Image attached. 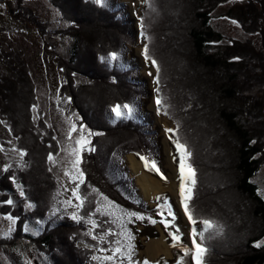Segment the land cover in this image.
<instances>
[{
  "label": "trees",
  "instance_id": "16d2710c",
  "mask_svg": "<svg viewBox=\"0 0 264 264\" xmlns=\"http://www.w3.org/2000/svg\"><path fill=\"white\" fill-rule=\"evenodd\" d=\"M26 1L15 0L17 5L10 13L16 21L35 25L41 38L51 35L71 42L67 57L53 48L50 52L64 82L58 97L77 112L78 125L93 133L89 139L94 151L86 148L82 153L79 167L84 182L78 192L84 205L75 212L79 222H68L71 213L64 209L60 187L48 167L49 153L54 155L61 144L54 130L42 126L43 114L36 113L37 88L22 53L1 50L0 121L8 125L10 150L26 155L0 173V214L16 217V229L9 238L0 239V250L3 243L15 246L28 241L43 255L45 264H130L126 256L113 250L119 245L127 252L131 244V264H137L132 228L144 221L133 218V223L125 224L131 232L129 239L117 217L121 209L152 217V211L135 190L132 192L126 172H121L128 153L149 160L158 155L151 118L143 111L148 84L141 77V68L129 58L131 49H142L147 43L161 68L159 113L174 122L180 142L192 153L187 162L195 169L196 185L190 210H194L197 223L209 219L223 229L219 235L205 233L203 244L209 249L205 264H264V197L256 182L264 165V62L250 41L226 39L211 25L217 8L228 6L221 17L235 21L249 35H260L264 42V1L254 0V6L251 0H140L138 41L127 7L117 0H105L103 7L92 0H48L67 24L48 32L32 11L22 6ZM141 23L148 39L140 35ZM184 36L193 44L191 59L179 54ZM112 52L117 54L116 60L109 56ZM248 57L258 65L245 63ZM252 66H260L259 71ZM152 84L155 89L153 79ZM259 90L263 94L258 95ZM154 94L156 98L157 92ZM91 103L98 114L94 115ZM125 103L132 108L131 116L121 107L127 115L114 120L109 110ZM114 133L121 136L108 142L107 136ZM13 176L15 182L9 179ZM21 191L23 205L4 203ZM103 196L119 206L112 209L111 216L103 214L107 206ZM97 201L102 206L100 212L96 211ZM29 204L32 206L27 209ZM28 226H34L36 234L25 231ZM202 229L200 224L199 231ZM218 241L221 248L216 250ZM256 243L261 246L255 247ZM106 256L113 259L106 260Z\"/></svg>",
  "mask_w": 264,
  "mask_h": 264
},
{
  "label": "rangeland",
  "instance_id": "374dc122",
  "mask_svg": "<svg viewBox=\"0 0 264 264\" xmlns=\"http://www.w3.org/2000/svg\"><path fill=\"white\" fill-rule=\"evenodd\" d=\"M264 1V0H262ZM120 2H123L125 5H127V11L130 14V19L134 22L132 11H137L141 6V2H138L136 0H120ZM252 5L257 6V2L254 0H251ZM131 3V4H130ZM0 4H3L4 7L0 8V51H9V50H17L20 51L27 62V64L30 67V73L33 77V81L37 88L38 93V108L36 109L37 112H41L43 114L44 122L42 123V126L46 128H50V130H54V133L57 135V140L60 142L59 150L56 151V153L53 155L52 162H49V169L55 174L56 182L60 188V193L64 199L63 207L67 210L69 213L77 212L78 209L74 207L76 203H78L75 198L72 196L71 189L75 186V183L78 181L76 180L75 173L73 172L70 176H65L64 172L65 170L71 169L72 165L70 163L71 157L70 152L72 150V146L75 142V139L78 138L77 133H73V137L71 139L68 138L67 132L69 130V123H75L77 128H79L77 117L79 118L76 111H72L70 109V104L68 101H62L58 97V91L61 89L62 86H64V82H61V76L59 73L58 66L56 65L54 61V57L52 58L50 55L51 49L53 48V51L57 52L60 55H64L65 57L68 56L69 47L71 46V42L67 39H61L60 37L55 36H45L44 38H41L39 35V30L35 25L28 24L24 21L18 22L13 17L14 15L10 13V10L15 9L16 5L15 0H0ZM231 3H229L230 7ZM23 7H27L32 11L34 16L38 19V21L47 28V31L56 30L64 28L67 24L62 22L60 20L58 13V10L47 0H28L24 2L22 5ZM259 7V6H258ZM264 7V4H263ZM228 9V6H219L217 10L213 13V18L211 20V25L213 28L218 32H223L226 39H233V40H239L242 42L250 41L253 48H255L256 52L263 58L264 62V42L260 35H249L246 33L239 24L233 23V21L228 20L226 18L221 17L223 13L226 12ZM65 15H69L70 12H63ZM15 12V16H16ZM61 17V16H60ZM246 30L249 29V27H245ZM185 34V33H184ZM182 34V35H184ZM182 41V48L180 49L179 54L183 56L182 54L185 53V56H187L189 59H191V51L193 49L192 41L187 39L185 36ZM224 43H229L228 41H224ZM243 45H247V43H243ZM55 52V53H56ZM131 59L141 68V77L151 85V80L148 78L147 73H154L153 69L149 67H145L146 64L144 63L143 59H141L140 56V47L137 46L135 49H131ZM245 63L251 65H258V63L254 60L252 61L250 57L245 59ZM257 71H259L260 66H252ZM3 71V65H0V73ZM199 72H196L194 75H198ZM260 73V72H259ZM261 74H259L260 76ZM262 76H260V79ZM148 85V86H149ZM264 89V87H263ZM151 87H148V91L150 94ZM263 94L262 90H259L258 95ZM152 98V97H151ZM149 99V97H148ZM145 98H142V101H145ZM96 101V100H95ZM90 103V102H89ZM151 100L148 101L147 107L145 108L146 112L149 114V110H152L151 108ZM92 104V103H91ZM92 111L94 112V115L97 113V106L95 104H92ZM121 110V109H120ZM125 110V109H124ZM127 111V110H125ZM39 112V113H40ZM61 112V113H60ZM92 112V113H93ZM111 113V110L108 112ZM66 115V116H65ZM69 115V116H68ZM127 115V113H123V115L120 118L114 117V120L121 121L124 119V117ZM93 117V114H92ZM152 119V127L154 130L159 133L158 141L160 143V150H161V159L160 168L161 173L163 174V179L171 181L172 175H173V168L172 163H170V157L169 154L171 152L167 151L169 150L168 142L166 139V133L164 131L165 128H174V122L169 121L167 118H162L159 116H156ZM48 125H46V123ZM210 122H212V118L210 117ZM80 124V123H79ZM201 127H199L197 130L201 132ZM86 130L88 128L86 127ZM150 132V131H149ZM97 133V132H94ZM86 134V133H85ZM118 133H114L113 135H108L107 137L110 139L108 142L113 143L114 140H117V137H120ZM10 142L11 135L8 128V125H5L3 122L0 121V173L6 168L11 167L16 164L18 160H20V155L16 152H12L10 150ZM110 146V145H109ZM123 148H126V144L121 145ZM168 147V149H166ZM130 153L126 154L124 156L125 162H124V168L121 167V172L125 174L126 172V181L132 182L133 186L131 187L132 192L134 190L136 191V194L141 198L142 202H144L145 206L153 210L152 212V218L157 219V223L155 225L151 226L147 219L144 220V225H137L133 227V231L135 234V243H137V252L139 249H141L140 253L137 254V264L140 263V256L145 255V251L148 249V244L150 239H161L162 233L161 230L165 232V228L163 224H161L159 221L162 218H166L168 221H170L169 228L167 231L173 232L175 229L172 227V224H176V226L180 229L179 235L181 236V240L185 242L186 247L185 249H190L188 247L187 240H189V237L187 236L188 230H187V221L185 217L181 215L180 218H178L177 221H172V217L167 214V210L163 209V217L161 215H158V205H163V202L165 200H168L170 204L174 206V211L179 210L177 207V193H176V187H174V191H172V188L168 187L165 191H162L160 193V196H156V193L153 195L151 200H147L143 194L141 193L140 186L138 183V177L141 176L140 169L137 165H133L131 163L130 158L132 156H129ZM129 156V157H128ZM133 159V158H132ZM114 163V162H113ZM123 164V163H121ZM171 164V165H170ZM176 164V162H174ZM138 173H137V170ZM142 169V168H141ZM114 171H117V167L114 168ZM153 173H156L154 170H151ZM256 182L261 185V195L264 197V165L261 168V171L256 175ZM168 183L174 184V180L172 182L162 183L164 186ZM64 186V187H63ZM64 192V193H62ZM166 192H169L168 195H166ZM20 194V192H19ZM16 194L15 197L11 200H13L12 205H16L18 203L25 202V196H21ZM65 195V196H64ZM21 196V197H19ZM228 198H230V195H226ZM157 197H159V200H157ZM222 197V196H221ZM220 198V197H219ZM73 199V200H72ZM101 200H103V197H101ZM65 201H71L69 204H65ZM73 201V202H72ZM76 201V202H75ZM106 201H104L105 203ZM107 203V202H106ZM179 204V203H178ZM27 207V206H26ZM29 209V207H27ZM56 214V211H51L49 214ZM53 214V215H54ZM68 222H79L73 221L70 217L67 219ZM92 222V221H91ZM16 223V222H15ZM12 224L11 228L12 231L8 232L9 222L5 219V215L3 216L0 214V239H6L13 235L16 224ZM34 226H28L27 231L32 232L33 234H36V229H32ZM145 235V236H144ZM234 237V233L231 235ZM192 238V237H191ZM142 243V244H141ZM220 241L216 243V250L220 249ZM177 244L180 243L177 241ZM5 247H1L2 250H0V264H45L43 255H41L38 251H36L35 247L30 244L28 241H19L17 242V245L9 246L5 245ZM178 245H172L173 253H172V262H162L161 264H193L191 260V253L185 254L183 252L182 254L179 253V250L184 251V249H180ZM181 246V244H180ZM170 247V246H169ZM171 249V247H170ZM149 254L151 252L147 251ZM230 252V251H229ZM147 253V255H148ZM233 253V252H232ZM166 254V253H164ZM156 254H154L155 256ZM158 255V254H157ZM154 256H148L152 260ZM162 256V255H160ZM157 257V256H155ZM159 258V257H157ZM170 258H166L165 256L160 259L161 261L168 260ZM153 261V260H152ZM124 264V263H123Z\"/></svg>",
  "mask_w": 264,
  "mask_h": 264
},
{
  "label": "snow or ice",
  "instance_id": "6c2138e0",
  "mask_svg": "<svg viewBox=\"0 0 264 264\" xmlns=\"http://www.w3.org/2000/svg\"><path fill=\"white\" fill-rule=\"evenodd\" d=\"M94 4L97 6H105V0H92ZM4 5L0 4V8H3ZM235 23V21H233ZM141 37H144L145 39H148V37L145 36V33L143 31V23H141ZM141 55L144 58V61L147 64H150L152 68L155 69V75H153L151 72L148 73V75L152 76L153 83L156 85V88L154 91L157 92V96L155 98V105L157 106V112L159 113L160 106L162 104V99L159 95L160 88V73L161 68L159 66L158 61L151 55L149 44L145 43L143 45V48L141 49ZM109 56L112 60H116L117 54L115 52L109 53ZM234 59H239V57H235ZM121 107L125 110H127V113L129 116L132 114V108L129 104L125 103L122 106L117 104L111 107V113L117 117L120 118L123 113L121 112ZM167 113L165 112V115ZM77 119H79L77 117ZM165 133L169 134L168 139L172 142V144L175 147L176 154L179 156V164H178V171H179V188H178V195H179V210L174 211V206L169 203L168 200H165L163 202V205H158V215H161L163 217V209L167 210V214L172 217V221H177L178 218L183 217L186 218L187 223L191 225L197 224V221L194 219L193 212L194 210H190V202L193 200V188L196 185V172L193 166L188 163L187 161L192 156V153L186 150V145L184 143H181L178 137V127L177 128H165ZM73 133L78 134V138L75 139V142L72 146V150L70 152V163L72 165L71 169L65 170L64 175L70 176L73 172L75 173L76 180L78 181L75 183V186L71 189L72 196L75 198V200L78 202L74 205L76 208H81L84 205V198H82L78 192L79 186L81 183L84 182V172L80 169V164L82 162V153L87 148L89 151H94L93 148H91V141L89 137L93 135V133L90 130H86V126L81 124L79 128H77L75 123L70 122L69 123V130L67 132V136L69 139L73 137ZM86 133V134H85ZM102 133H95V135H101ZM175 137V138H174ZM20 155L24 156L26 153L24 151H20ZM139 160L143 162L146 169H149V165H151V168L149 170H154L157 174L161 176L163 179V174L160 171V168L158 167L155 160H149L144 155H139L137 153ZM175 158V157H174ZM48 160L52 162L53 155L49 153ZM51 171V169H49ZM5 171L7 169L5 168ZM10 180L15 182V177H9ZM97 191V190H94ZM99 194V193H98ZM20 195L23 196L24 193L21 191ZM103 200L107 202V206L104 208L103 214L111 216L113 215V208H119L118 205H113V202L108 199L107 196H103ZM157 200H159V197H157ZM5 204L11 206L13 204V200L8 199L4 201ZM71 201H65V204H69ZM32 205H27V207H31ZM102 206L100 205V202L97 201V207L96 211L100 212ZM121 215L117 217L121 221V228L124 230V234L128 236L129 239L132 238L131 232H129L125 228V224H131L133 223V218L135 221H144L147 219L150 223L155 224L157 221L153 219L152 217H145L144 214L141 211H125L123 209L120 210ZM54 214V213H53ZM124 217H127L128 219L125 221ZM73 221H78L80 217L77 216L75 212L71 214L70 217ZM5 219L9 222L8 232L10 233L12 231L11 225L16 222V217L13 215H6ZM161 224H163L165 229L169 228L170 221H168L166 218H162L159 221ZM200 224L203 225V229L197 232V228L193 227L191 230V260L193 264H205V257L209 251V249L203 244V240L206 238L205 233L206 232H213L216 235L222 234V227H217L215 225L214 221H211L209 219H202L199 221ZM92 227L95 228L96 224L95 221H92ZM172 227L175 229V231L170 232L169 235L171 236V240L173 242H177L181 240V236L179 235L180 229L176 226V224H172ZM27 231V227L24 229ZM199 235L201 238V242H197L196 236ZM93 239H96L95 236H93ZM261 243H256L255 247H260ZM132 245L128 244L127 248L129 251L124 252L123 249L118 245L114 250V254H120L122 256H126L129 259V262L131 264V257H132ZM188 249H184L185 254H188ZM93 259H96V257H93ZM106 260H112L113 256H106L104 257ZM143 264H149V261L145 259L143 261Z\"/></svg>",
  "mask_w": 264,
  "mask_h": 264
},
{
  "label": "bare ground",
  "instance_id": "6f19581e",
  "mask_svg": "<svg viewBox=\"0 0 264 264\" xmlns=\"http://www.w3.org/2000/svg\"><path fill=\"white\" fill-rule=\"evenodd\" d=\"M145 1V0H144ZM131 4V3H130ZM248 87V86H247ZM61 113V112H60ZM66 116V115H65ZM69 116V115H68ZM48 123V122H47ZM52 131V130H51ZM44 134V133H43ZM52 137V136H51ZM160 146V144H159ZM49 148V147H48ZM166 149H168V147H166ZM169 151V150H167ZM129 156H132V158H130L131 163L133 165H137L138 168L140 169L141 172V176L138 177V183H139V188L141 190V193L143 194V196L148 200H151L153 195L156 193H160L162 191H165L168 187L172 188V191H174V184L168 183L167 185H163L164 183L167 182H172V180H174V178L176 177V171L174 169V166H172L173 168V175L171 178V181L169 179L166 180L167 182H163L161 180L156 179L154 176H152L150 173H148L141 165L140 161L137 160L132 154H130ZM128 156V157H129ZM170 163H171V158H170ZM142 168V169H141ZM20 169V168H19ZM137 170V168H136ZM138 173V170H137ZM55 175V174H54ZM163 183V184H162ZM169 185V186H168ZM168 186V187H167ZM64 187V186H63ZM61 188V187H60ZM64 193V192H62ZM65 196V195H64ZM178 194H177V200H178ZM73 200V199H72ZM73 202V201H72ZM76 202V201H75ZM50 212V211H49ZM68 216V215H67ZM53 217V216H52ZM98 222V221H97ZM101 225V224H100ZM210 234V233H209ZM8 240V239H7ZM151 241H149L148 244V249L145 251V253L149 250L151 252V254L148 253L147 256H154V254H156L155 256H159L161 255V253H166L168 254V249H170L169 245H167L164 241V237L162 235L161 239H150ZM5 241V240H4ZM141 252V251H140ZM159 254V255H157ZM154 256V257H155ZM153 258V257H152Z\"/></svg>",
  "mask_w": 264,
  "mask_h": 264
},
{
  "label": "crops",
  "instance_id": "0c3cea01",
  "mask_svg": "<svg viewBox=\"0 0 264 264\" xmlns=\"http://www.w3.org/2000/svg\"><path fill=\"white\" fill-rule=\"evenodd\" d=\"M162 233V232H161ZM147 253L148 252H146L145 253V255L144 256H146L147 258H149L148 256H147ZM159 255V254H158ZM161 255H163V256H165L166 258H171L172 257V253H171V249H168V254H164V253H161ZM160 256V255H159ZM158 257V256H157ZM157 257H153V259L152 260H155ZM149 259H151V258H149Z\"/></svg>",
  "mask_w": 264,
  "mask_h": 264
}]
</instances>
